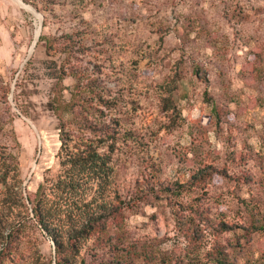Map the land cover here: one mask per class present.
Masks as SVG:
<instances>
[{
	"label": "rangeland",
	"instance_id": "1",
	"mask_svg": "<svg viewBox=\"0 0 264 264\" xmlns=\"http://www.w3.org/2000/svg\"><path fill=\"white\" fill-rule=\"evenodd\" d=\"M21 1L0 0V181L7 172L12 188L0 182V234L31 218L28 198L59 173L50 102L73 95L65 122L101 111L112 127V151L111 140L98 150L113 168L107 199L124 211L111 243L72 261L215 264L206 254L222 248L264 264V0ZM202 170L216 174L192 186ZM24 224L0 264H55L52 240Z\"/></svg>",
	"mask_w": 264,
	"mask_h": 264
},
{
	"label": "trees",
	"instance_id": "2",
	"mask_svg": "<svg viewBox=\"0 0 264 264\" xmlns=\"http://www.w3.org/2000/svg\"><path fill=\"white\" fill-rule=\"evenodd\" d=\"M41 38L39 37V41ZM47 48L51 49V45L48 44ZM71 100L64 101L59 96L50 102L51 109L59 120V173L54 179L44 178L34 192L33 199L28 198L31 218L27 214L12 224L6 236L0 234L2 251L8 247L11 237L23 229L25 220H33L52 240L55 264H76L72 260L76 259L83 249L88 248L91 242L108 240L111 243V238L106 237L118 235V232H112V229H118L114 225L119 226L124 208L115 206L114 200L107 199L106 187L110 183L113 168L110 166L109 153H101L98 150L99 143L111 140L109 152L112 151V127L101 120V111L100 117L93 115L89 119L80 115L76 121L65 122L62 114L72 112ZM10 163L15 162L12 160ZM7 168L16 171V163L13 166L9 164ZM203 172L205 171L202 170L193 176L192 186H201V183L207 179L211 180L216 174L210 171L204 179ZM6 175L7 172L1 177V181L6 189L11 191L12 188L6 185L9 180ZM18 195L22 205L21 193L18 192ZM219 227L222 232L231 229L227 224H220ZM253 229L259 231L263 227L259 225ZM202 232L199 222L191 220V223L186 224L183 233L185 238H189V247H198ZM115 246L113 244V247ZM190 253L194 254L195 259L198 258L195 250H190ZM206 256L215 264H235L229 260L222 248L208 251Z\"/></svg>",
	"mask_w": 264,
	"mask_h": 264
},
{
	"label": "water",
	"instance_id": "3",
	"mask_svg": "<svg viewBox=\"0 0 264 264\" xmlns=\"http://www.w3.org/2000/svg\"><path fill=\"white\" fill-rule=\"evenodd\" d=\"M20 2L22 3L21 0H20ZM22 4H23V3H22ZM33 11L35 12L34 9H33ZM35 13H36V12H35ZM40 24H41V17L39 18L38 32H37V35H36V33H35L34 41H33L32 46H31V48H30V53H31V51L33 50V48H34V46H35V44H36V42H37V40H38V37H39V31H40Z\"/></svg>",
	"mask_w": 264,
	"mask_h": 264
}]
</instances>
